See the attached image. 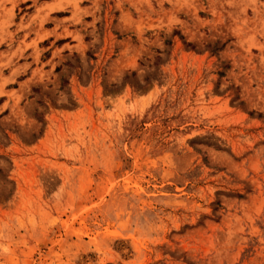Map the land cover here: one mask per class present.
I'll return each mask as SVG.
<instances>
[{
    "label": "rangeland",
    "instance_id": "1",
    "mask_svg": "<svg viewBox=\"0 0 264 264\" xmlns=\"http://www.w3.org/2000/svg\"><path fill=\"white\" fill-rule=\"evenodd\" d=\"M0 264H264V0H0Z\"/></svg>",
    "mask_w": 264,
    "mask_h": 264
}]
</instances>
